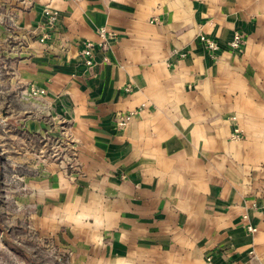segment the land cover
<instances>
[{
  "label": "crops",
  "instance_id": "1",
  "mask_svg": "<svg viewBox=\"0 0 264 264\" xmlns=\"http://www.w3.org/2000/svg\"><path fill=\"white\" fill-rule=\"evenodd\" d=\"M15 1L17 81L68 121L78 172L69 183L52 167L37 189L42 232L87 264H264V0ZM102 27L115 34L103 47Z\"/></svg>",
  "mask_w": 264,
  "mask_h": 264
},
{
  "label": "rangeland",
  "instance_id": "2",
  "mask_svg": "<svg viewBox=\"0 0 264 264\" xmlns=\"http://www.w3.org/2000/svg\"><path fill=\"white\" fill-rule=\"evenodd\" d=\"M19 9L15 0H0V264H87L74 258L59 232L40 229L37 189L52 167L69 183L78 172L65 133L68 121L44 114L34 98L23 95L26 87L17 81L14 66L22 52ZM30 121L38 130L29 128Z\"/></svg>",
  "mask_w": 264,
  "mask_h": 264
},
{
  "label": "built area",
  "instance_id": "3",
  "mask_svg": "<svg viewBox=\"0 0 264 264\" xmlns=\"http://www.w3.org/2000/svg\"><path fill=\"white\" fill-rule=\"evenodd\" d=\"M44 14L46 15V27H52L56 23L57 19V12L51 8H45ZM97 34L101 39V46H106L108 42L112 39H114L115 34L112 31L107 30L106 28L102 27L97 30ZM48 35L46 33L42 34L40 38H38L39 42H44L45 39H47ZM199 42L202 44L204 50L209 54V56L215 60L217 57V52L219 50V46L217 43L211 39L208 38L205 35H200L198 37ZM243 43V36L239 32H234L231 40L228 42L227 47L230 50L233 51H240ZM93 50H94V44L92 42H85L84 46L81 50V54L85 57V64L87 66H92L93 63ZM187 55L186 52H180L178 53V56L180 58H183ZM24 96L32 97L34 98L37 102L38 105L41 107L42 112L44 114L46 113L47 115H50L48 106L46 105V91L40 88H36L34 86H29L28 88H25L23 92ZM142 108H144V105H142L138 110H133V111H128L125 113H121L116 116L115 118V127L118 130H122L126 127V125L130 122V120L140 111ZM46 111V112H45ZM234 120V118H232ZM231 138L233 140H240L243 138L241 131L238 128H234ZM242 220L244 222V227L246 231L250 234H253L257 231L255 227H253L251 224H249L248 217L246 214L242 216ZM250 257L251 259L254 258V253L251 251L250 252ZM206 262L208 264H213L211 257L206 258Z\"/></svg>",
  "mask_w": 264,
  "mask_h": 264
}]
</instances>
